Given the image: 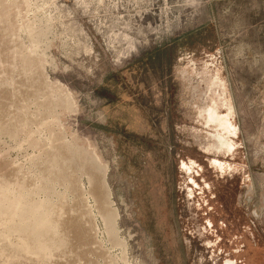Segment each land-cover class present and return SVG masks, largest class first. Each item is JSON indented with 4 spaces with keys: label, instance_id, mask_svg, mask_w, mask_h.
I'll list each match as a JSON object with an SVG mask.
<instances>
[{
    "label": "rangeland",
    "instance_id": "rangeland-1",
    "mask_svg": "<svg viewBox=\"0 0 264 264\" xmlns=\"http://www.w3.org/2000/svg\"><path fill=\"white\" fill-rule=\"evenodd\" d=\"M53 137L109 165L116 232L56 163L89 237L24 253L0 215V264H264V0H0V174Z\"/></svg>",
    "mask_w": 264,
    "mask_h": 264
},
{
    "label": "bare ground",
    "instance_id": "bare-ground-1",
    "mask_svg": "<svg viewBox=\"0 0 264 264\" xmlns=\"http://www.w3.org/2000/svg\"><path fill=\"white\" fill-rule=\"evenodd\" d=\"M31 24L27 23L25 27H31ZM31 59L29 62H31ZM56 95L58 100H56L55 106L53 107H58L62 103L68 105L69 97L67 95L64 97H60L58 93ZM52 141L54 144H50L48 146L50 149H47V152H45L46 158L44 157V162L47 161V164L44 165L42 163L44 165L43 167L36 168L35 172L38 169L36 174H34L36 176H32L29 173L28 183L19 177L14 179L5 177L2 175L4 170L0 174V215L4 219L6 218L8 223L5 231L1 235L2 238L7 239L11 233L14 234L16 232L21 240L20 250L22 252L37 255L43 252L47 257L64 249L67 231H73L78 236L82 234L86 238L89 237L87 230L83 228L80 216H76L73 213L75 216H71L67 220L65 219L64 205L67 203V193L65 191L68 189L73 190L80 203V199L83 196L85 197V193L87 192L90 194L89 196L94 198L93 200H95L97 207L102 211L101 214L109 233L115 234L118 217V212L112 207L110 201L112 192L107 181L109 165L101 163L95 153H92V151L88 152L85 148L75 145V142H67L66 144L65 141L58 142L56 138ZM36 144H40V142ZM49 159L52 160L50 162L52 164L48 163ZM56 163L62 164V185L66 189L64 192H58L56 185L59 183L52 182L53 179L51 176L54 173H58V169L55 167ZM82 176H86L89 182L87 192L84 191L81 184ZM29 184H34L31 190H29ZM40 194H43V196L40 197ZM47 203L49 204L48 207H46ZM87 210L86 212H89ZM56 235L58 236L55 237ZM18 243H16L17 246ZM9 244L11 245V243Z\"/></svg>",
    "mask_w": 264,
    "mask_h": 264
}]
</instances>
